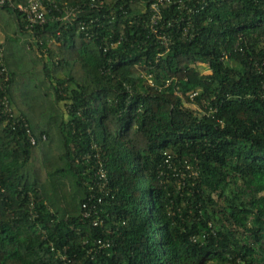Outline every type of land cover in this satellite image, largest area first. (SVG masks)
I'll return each mask as SVG.
<instances>
[{"label": "trees", "instance_id": "trees-1", "mask_svg": "<svg viewBox=\"0 0 264 264\" xmlns=\"http://www.w3.org/2000/svg\"><path fill=\"white\" fill-rule=\"evenodd\" d=\"M52 1L0 8L31 39L1 44L0 264H264V0H171L166 52L144 0Z\"/></svg>", "mask_w": 264, "mask_h": 264}, {"label": "built area", "instance_id": "built-area-1", "mask_svg": "<svg viewBox=\"0 0 264 264\" xmlns=\"http://www.w3.org/2000/svg\"><path fill=\"white\" fill-rule=\"evenodd\" d=\"M14 0H0V8L8 6L12 9H16V11L23 15L26 25L25 28L28 31H32L35 27L42 26L46 23L47 14L48 11L46 10L43 0H25L24 3H17L13 4ZM48 2L51 4V6L57 10V6L52 0H48ZM143 2V3H142ZM141 2V6L143 7L145 5L148 10V21L146 23V27L148 31L154 36V39L157 43H159L162 48L166 51H168L170 44H171V37L164 33L161 29L163 28L162 25V11L164 9H167L171 0H144ZM103 3L100 1L98 3L95 2V0H92V3L90 4L91 7H102ZM65 8V16L66 18L70 17V20L76 19V15L78 14V11L71 8ZM142 10V11H143ZM114 18H110L109 21H113ZM89 23H92L90 21ZM167 26H169V23H167ZM87 24L86 22L80 23V31H84V35L87 39H90L93 37V34L87 31ZM184 29V33H185ZM34 41L40 42L39 39H34ZM117 43H112L110 47H114ZM107 48L103 49V51H106ZM141 77H145L148 80V83L150 85L152 84V81L149 79L150 77L146 75L145 71L141 72ZM10 81V75L9 71L5 65L4 62V54L3 50L0 47V91L2 92V96L0 98V119L4 121L5 124H9L10 126H14L16 124H23V120L20 119V117H17V115L13 112V108L10 105L6 95L5 90L8 86V83ZM168 84V81L166 85ZM196 92L192 93L190 95V99H192L194 96H196ZM31 144H34V139L30 138ZM97 169L94 173V181H93V189H98L100 192L104 190V187L106 186V173L103 169V165L97 161ZM92 189V187H90ZM95 199V196L93 194H90L87 201L84 202L81 205L82 209V218L88 219L90 217H93L91 224L92 226L96 227L97 225L101 224V221L99 220L98 216V208L97 204L101 203V199L97 198L95 203H92ZM97 244H100V241H97ZM103 245H100L102 247ZM105 247H108L109 244H105Z\"/></svg>", "mask_w": 264, "mask_h": 264}, {"label": "rangeland", "instance_id": "rangeland-1", "mask_svg": "<svg viewBox=\"0 0 264 264\" xmlns=\"http://www.w3.org/2000/svg\"><path fill=\"white\" fill-rule=\"evenodd\" d=\"M2 16V17H1ZM12 20L10 19V18H8L7 17V14H6V12H2V11H0V26L3 28V27H5L7 30H8V28L10 29V30H12L13 28H14V24H13V22H11ZM10 22H11V27H10ZM7 33H9V32H7ZM13 37V36H12ZM11 37V38H12ZM10 38V41H12L13 39H11ZM22 40H20V39H15L14 38V40L12 41V42H10V44H9V47H10V51H15L16 49H22V44H23V41H24V43H29L30 42V40L31 39H29L28 37H26V36H24V37H22L21 38ZM39 53V52H38ZM37 52L35 53V55L36 54H38ZM39 55V54H38ZM198 69H199V71L201 72V73H203V74H209V70H208V68L205 66V65H198Z\"/></svg>", "mask_w": 264, "mask_h": 264}, {"label": "crops", "instance_id": "crops-1", "mask_svg": "<svg viewBox=\"0 0 264 264\" xmlns=\"http://www.w3.org/2000/svg\"><path fill=\"white\" fill-rule=\"evenodd\" d=\"M2 17V16H1ZM12 21L11 22H13V24H14V28L12 29V30H10V29H6L5 27H1L0 26V47L2 48V46H1V44H3L5 41H8L12 36L14 37V38H17L18 36L16 35L17 33H16V28H15V19H11ZM11 22H10V24H11ZM7 32H9V33H7ZM9 38V39H8ZM31 41V40H30Z\"/></svg>", "mask_w": 264, "mask_h": 264}]
</instances>
